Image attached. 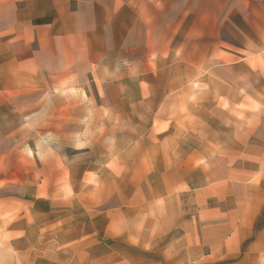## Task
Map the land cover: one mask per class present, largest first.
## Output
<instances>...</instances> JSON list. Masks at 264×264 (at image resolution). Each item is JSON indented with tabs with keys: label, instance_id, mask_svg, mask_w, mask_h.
Returning a JSON list of instances; mask_svg holds the SVG:
<instances>
[{
	"label": "crops",
	"instance_id": "obj_1",
	"mask_svg": "<svg viewBox=\"0 0 264 264\" xmlns=\"http://www.w3.org/2000/svg\"><path fill=\"white\" fill-rule=\"evenodd\" d=\"M32 221L37 264H264V0H0V264Z\"/></svg>",
	"mask_w": 264,
	"mask_h": 264
},
{
	"label": "rangeland",
	"instance_id": "obj_2",
	"mask_svg": "<svg viewBox=\"0 0 264 264\" xmlns=\"http://www.w3.org/2000/svg\"><path fill=\"white\" fill-rule=\"evenodd\" d=\"M40 223L41 226L39 225V221H32L30 228L24 229L22 233H18L13 237L18 246L20 264H37V259L39 260L40 257L52 255L53 235L51 234V232L49 233L44 230L45 228H50L51 225L45 224L44 221ZM114 237L115 236L113 230L111 234L109 232L108 242L111 246H114ZM144 263L146 264L147 261H145ZM109 264L111 263L109 262Z\"/></svg>",
	"mask_w": 264,
	"mask_h": 264
}]
</instances>
